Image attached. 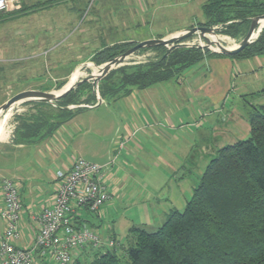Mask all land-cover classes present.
Listing matches in <instances>:
<instances>
[{"label":"crops","instance_id":"crops-1","mask_svg":"<svg viewBox=\"0 0 264 264\" xmlns=\"http://www.w3.org/2000/svg\"><path fill=\"white\" fill-rule=\"evenodd\" d=\"M176 2L187 5L193 0H171ZM163 4L123 0L120 28L137 27L145 14H154L153 9ZM260 83L264 84V55L205 58L177 78L105 97L91 109H73L43 138L1 135L0 179L16 183L21 202L15 246L31 245L37 233L35 218L52 201L58 172L80 157L104 166L111 200L92 214L93 220L88 211L77 212L76 225L91 229L100 243L73 252L72 261L86 263L107 251L122 254L131 229L153 232L170 212L183 210L216 152L248 138L249 111L233 104L239 102L240 86L250 93L264 90V85L254 89ZM152 227L156 228L147 230ZM3 230L0 219V234Z\"/></svg>","mask_w":264,"mask_h":264},{"label":"trees","instance_id":"trees-1","mask_svg":"<svg viewBox=\"0 0 264 264\" xmlns=\"http://www.w3.org/2000/svg\"><path fill=\"white\" fill-rule=\"evenodd\" d=\"M202 11L206 18L204 26L222 23L225 15L231 13L239 24L226 32L234 36L244 26L249 28L253 17L264 14V0H207ZM149 49H162L163 53L150 62L108 73L109 81L114 74L118 75L114 84L118 90L116 95L109 94L114 86L106 84L101 87L103 99L117 96L121 90L125 94L132 88L145 89L177 78L205 58L249 59L264 55V27L251 44L233 56L219 55L197 45L175 48L166 57L163 47ZM115 51L116 47L97 52L93 64L100 65L124 52L116 55ZM60 100L57 106H79L72 103L71 91ZM25 105L52 107L59 114L55 118H35L32 126L20 127L27 131L21 139L27 135L40 136L39 139L49 135L58 119L78 109L65 111L45 103ZM248 120V138L216 152L182 211L170 212L153 232L131 229L122 254L96 253L88 264H264V104L251 112ZM48 125L50 128L44 130Z\"/></svg>","mask_w":264,"mask_h":264},{"label":"rangeland","instance_id":"rangeland-1","mask_svg":"<svg viewBox=\"0 0 264 264\" xmlns=\"http://www.w3.org/2000/svg\"><path fill=\"white\" fill-rule=\"evenodd\" d=\"M201 1L193 0L187 5L176 2L174 5L171 0H161V4H164L153 9L154 14H151V10L150 15L147 13L143 16L142 23L136 21L138 26L128 30L121 29L124 20H118L121 12L126 9L123 0L13 1L8 10L0 13V106L22 92H57L65 86L74 72L78 74L75 75L70 91L74 96L72 103L80 106L76 110H81V105L94 106L97 101L102 102L101 87L106 84L107 87L114 86L109 94L116 95L114 92L118 90V86L115 87L114 84L118 75L114 74L109 81L106 79L108 73L124 66L150 62L163 53L162 49L140 50L119 62L114 69L92 85L93 66L101 68L106 63L95 65L93 58L105 48L116 47L117 55L140 42L170 38L193 27L210 29L219 45L232 48L245 36L248 27L244 26L234 36L227 34L230 26L239 24V20L233 19L231 13L225 15V21L222 23L204 26L206 18L202 5L206 1L200 4ZM133 12L135 13V10ZM183 13L186 19L181 18ZM194 45L205 48L206 43L199 35H192L182 39L178 48ZM263 85L260 83L254 89ZM248 90L251 91L249 88L243 91L240 86L239 102H234L233 107L240 105L249 111V115L264 104V90L246 93ZM120 92L118 94H121ZM61 98L56 100L55 104L61 103ZM58 114L52 107L16 105L0 115V120L4 117L6 119L2 138L7 134L20 138L21 135L27 134L26 129L20 127L32 126L31 121L35 118H55ZM48 126L44 130L50 128V125ZM93 217L89 212L88 219L93 220ZM155 228L147 230L152 231Z\"/></svg>","mask_w":264,"mask_h":264},{"label":"built area","instance_id":"built-area-1","mask_svg":"<svg viewBox=\"0 0 264 264\" xmlns=\"http://www.w3.org/2000/svg\"><path fill=\"white\" fill-rule=\"evenodd\" d=\"M13 1L0 0V13L8 10ZM103 171L104 166L76 157L67 170L58 172L53 199L35 218L37 233L28 248L15 246L21 217L19 189L12 180L0 179V219L4 223L0 264H73V252L98 246L99 237L86 226H77L75 216L83 209L97 214L111 200Z\"/></svg>","mask_w":264,"mask_h":264},{"label":"water","instance_id":"water-1","mask_svg":"<svg viewBox=\"0 0 264 264\" xmlns=\"http://www.w3.org/2000/svg\"><path fill=\"white\" fill-rule=\"evenodd\" d=\"M264 27V14L260 16H255L251 19L249 28L245 36L232 48H225L219 45L218 42H213L209 40L208 37H213V33L210 29L205 27H193L190 29H186L176 36H172L170 38H161L151 42H140L123 53L119 54L118 56L113 57L112 59L108 60L101 68L100 71L97 72V75L92 76L91 84L94 85L95 82L102 77H104L108 72L114 69L119 62L127 59L129 56L133 55L134 53L149 48H156V47H163L165 52L163 57H166L171 50L178 48L179 42L189 36L192 35H199L202 37L206 43L205 48L210 50L213 53L223 55V56H233L242 51L245 47H247L253 39L257 38L261 29ZM87 66V65H86ZM93 69H99L93 66ZM75 73V72H74ZM73 74L71 75L69 81L63 86L59 91L54 93H43V92H22L19 94L14 95L10 99H8L5 103L0 106V115L2 113L8 112L12 107L16 105H22L27 103H45L50 104L53 107L59 108L61 110L69 111L80 106L76 105H68L65 107H60L55 104V101L61 98L62 96L66 95L72 88L74 83H71ZM100 104L97 101V104L94 106H98ZM94 106L91 105H81L82 108L91 109Z\"/></svg>","mask_w":264,"mask_h":264},{"label":"bare ground","instance_id":"bare-ground-1","mask_svg":"<svg viewBox=\"0 0 264 264\" xmlns=\"http://www.w3.org/2000/svg\"><path fill=\"white\" fill-rule=\"evenodd\" d=\"M209 40L213 41V42H217L215 39H214V36L213 37H208ZM100 71V68L99 69H93V75H97V72ZM78 74L77 72L73 73V76H72V79H71V83H74L75 81V75ZM6 121L5 118H2L0 120V138H1V135H2V130H3V126H4V122Z\"/></svg>","mask_w":264,"mask_h":264}]
</instances>
